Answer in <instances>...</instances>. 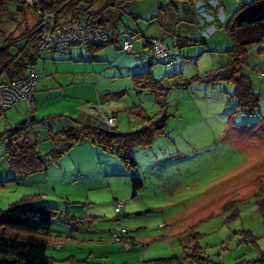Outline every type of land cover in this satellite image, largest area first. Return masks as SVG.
I'll return each instance as SVG.
<instances>
[{"label": "rangeland", "instance_id": "rangeland-1", "mask_svg": "<svg viewBox=\"0 0 264 264\" xmlns=\"http://www.w3.org/2000/svg\"><path fill=\"white\" fill-rule=\"evenodd\" d=\"M216 1L224 19L237 8L236 0ZM100 3L98 0L94 6ZM139 4L148 15L151 0H139ZM7 8V13H14L12 4ZM26 10L25 23L31 27L34 15L28 7ZM6 17L0 16V44L3 37L18 38L22 32L21 17L17 21L9 19L16 18L14 15ZM103 26L109 33L106 22ZM189 26L191 32L178 35V45L167 48L168 57L175 59L176 65L151 64L163 73L153 78L161 80L159 87L135 89L123 69L115 70L114 76H108L113 68L99 73L104 81L97 88L98 94L120 93L104 101L117 108L114 117L118 133L144 125L131 111L133 106L153 121L164 118L162 130L149 144L125 152L132 166L81 142L54 163L26 173L7 167L0 146V209L24 195L51 208L54 214L49 231L59 237H52L45 250L50 264H68V260L153 264L162 259H172L170 264H234L236 258L253 259L264 250V219L258 209V191L264 189V78L258 77L264 72V36L247 52L244 71L258 96L255 111L247 112L237 106L232 82L204 79L228 61L224 53L228 39L222 28L214 22L216 30L205 38L196 23ZM115 37L111 33V42L90 55L100 54V58L117 65H124L128 58L134 60L136 52H120L121 39ZM185 37L202 42L185 44ZM130 39L131 45L137 40ZM81 52L84 54L83 49ZM52 62L82 64L48 59L40 71L37 60L36 71L41 77L35 81V97L42 90L44 78H49L48 94H38L32 115L37 120L74 118L70 107L77 102L85 104L81 98L86 94L91 97L93 92L87 91L86 83L69 84L73 77L72 81L83 78L80 74L65 76L58 66L54 75ZM103 63L91 61L87 65ZM94 111L87 113L92 115ZM20 119L3 121L0 116V133L5 123L9 127ZM33 131L39 133V125ZM49 146L41 141L37 150L44 153ZM133 179L140 183L135 189ZM117 206L119 211L115 213ZM120 229L126 234L117 242L113 232ZM130 239L133 245L126 247Z\"/></svg>", "mask_w": 264, "mask_h": 264}, {"label": "trees", "instance_id": "trees-1", "mask_svg": "<svg viewBox=\"0 0 264 264\" xmlns=\"http://www.w3.org/2000/svg\"><path fill=\"white\" fill-rule=\"evenodd\" d=\"M97 1L98 0H39L40 6L44 12L51 14V16L47 18V22L51 20L53 25H62L72 24L80 19H85L88 26L90 25L94 29H100L104 32L105 42L94 43V41L91 40L84 44H73V42H70V44L49 46L46 50L37 51L40 44L39 30L36 29L38 17L31 12L34 15V24L31 27H27L25 23V12H27V7L18 5L14 0H0V16L6 17L8 15H14L16 18L11 17L9 19L17 21V18L21 17L22 21V32L19 37H3L4 43L2 41L0 44V82L8 83L14 79H25L28 73L25 69L26 65L31 63L33 58H35L34 68L36 71V62L39 55L42 53L49 55L51 52H56L60 58H65L68 57L76 47L83 49L84 53L87 51V57L91 58L92 55H89L91 52L107 46L111 41H109V35L105 31L103 23L107 19L106 15L108 8L105 6V8L102 9L106 12V15L103 16L100 15L102 13H100L99 10L93 11V6ZM196 2H201L202 5L197 6ZM8 4H12L15 7L13 14L7 13ZM236 4L237 8L227 19L223 18L221 22L216 20L213 21V19L211 22L207 23L200 18L202 20V24H200V13L205 11L207 14L211 15L216 8L219 9V5L216 4V6H211L207 3V0H192L191 5H193L192 10L194 11L195 18L194 21H190L188 24L190 25L191 22L194 24L196 23L198 29H202L208 24H213L215 22L217 23L218 29L222 28L223 33L228 39V47L224 50L228 61L226 63H221V66L209 72L204 79L232 82L234 85L233 96L236 99L237 106L241 108L242 111L253 112L257 105L258 96L251 90L249 76L245 73L244 69L248 49L253 45L260 44L264 36V0H250L247 3L242 2V0H236ZM200 9L202 11L199 12ZM13 23L14 21H12L10 25ZM85 33L86 29L83 28L82 34ZM203 37L206 38L207 36ZM152 40H158V42L165 47L166 51L163 58L157 59L153 56ZM121 41L122 40H120V52L130 54V42L128 40ZM183 41L185 44L189 42H202L201 40L186 37L183 38ZM125 42L128 44L127 50L122 49ZM142 42L143 45H147L146 43L149 45L150 50L148 57L151 63L162 62L166 67H174L176 65L175 59L168 57L167 47L168 45L177 46L178 37H174L167 44L165 42L164 44L159 39V36L157 38H150L148 41L147 39L143 40ZM108 76H110V74ZM39 77L40 73L36 71L35 81ZM130 78L135 89L151 90L152 87H159L161 83V80H154L148 71L131 74ZM118 95H120V93L107 92L101 97L98 94L96 96V98L98 97L96 101H94L96 98L92 101H85V104L82 105L83 111H81L85 115H87V110L92 111L89 105H99L101 107L100 111H94L92 115L84 117L77 116L74 118L58 116L38 120L33 117L11 124L2 134L0 133V146L6 155L5 160L7 162V167L14 171H23L26 173L41 170L44 168L45 164L54 163L59 157L66 153L72 145L81 142L95 145L99 147L100 150L114 155L123 165L132 166L133 162L130 158L126 157L125 152L131 148L149 144L151 138L162 130L164 118L153 121V119L145 115L143 110L138 106H133L131 111L135 116H138L141 121H144V125L129 133H118L116 130L117 125L114 112L108 108L110 104L104 102L111 98H116ZM30 99L33 106L32 108L24 101L17 102H24L27 110L32 113V111L35 110L33 86ZM9 108H0V112L5 114V110ZM103 115L111 116L114 119L115 126L113 128H108L106 126L102 119ZM89 119L94 120V122ZM36 125L40 127L39 133L33 131ZM24 128L27 129L26 134H28L29 137L30 134H32L33 138H29L30 140L27 142V135L25 143H22L20 142V137L23 134L22 131ZM2 139L7 140L5 145L2 143ZM41 141H47L50 144L49 149L44 153H40L37 150V143ZM132 184L134 189L140 186V183L135 179L132 180ZM258 192L260 193L258 209L264 219V189H259ZM34 199L35 197L30 198V196L24 195L9 203L5 209H0V264L51 263L45 254V250L52 237H59V235L51 234L49 231V221L54 213L50 211L51 208L38 204L37 199L33 201ZM118 211L119 210L114 212L117 213ZM78 221L85 222L83 219H78ZM115 232L118 233L119 230ZM122 237L120 236L118 240L113 239L118 242ZM57 240L59 241L60 239L57 238ZM132 245L133 240L131 239L125 242L126 247ZM59 246L61 245L59 244ZM67 259L65 258L63 260L66 261ZM171 262L172 259H162L154 261L153 264H170ZM68 264L92 263H86L82 260H70L69 262L68 260ZM234 264H264V250L260 252L258 257L253 259L236 258Z\"/></svg>", "mask_w": 264, "mask_h": 264}, {"label": "crops", "instance_id": "crops-1", "mask_svg": "<svg viewBox=\"0 0 264 264\" xmlns=\"http://www.w3.org/2000/svg\"><path fill=\"white\" fill-rule=\"evenodd\" d=\"M102 2L98 6H94L93 11L99 10L101 16L106 15V12H104L102 9L104 5L107 4L108 12L106 15V25L108 26L110 33H114L116 38H120L122 41L128 40L130 42V48L131 51H135L136 54H134V60L128 58L126 62H124V65H117L114 64V61H107L100 58L99 55L92 56L91 58H88V52L86 51L84 54H82L80 48H76L69 54L68 57L60 58V56L56 52H51L48 54H40L38 61L39 65L38 67L40 71L44 69V60L50 59L52 60H60V61H73V62H82L81 65L76 64H69V62H61L56 63L52 62L53 65V73H55V69L59 68V73L66 75H76L80 74L83 76L80 80L72 81L73 78H71V81L69 84H75V83H86L87 91L93 92L92 96L84 95V97L81 98V101L83 100H90L96 98L98 95V87L102 81H104V78H101V75H99L100 72H102L105 69L113 68L114 70L110 72V76L115 75V70H118V72L123 69L124 73L126 75H131L134 73H141L148 71L150 75H152L153 78H157L159 76H162L161 69L158 66H154L151 68V61L149 60V45H143V40L148 41L150 38H157L159 36V39L164 43H168L171 41L174 37L179 38L178 35L184 34L187 35L186 32H191L189 30V22L194 21V11L193 5H191L192 0H151V11L148 13V15H144L142 11V6L139 4V0H99ZM100 17V16H99ZM111 22L110 24L108 22ZM166 29V32L164 31ZM109 35V41H111ZM135 38L136 41L132 42L131 45V39ZM144 38V39H143ZM146 38V39H145ZM121 41V42H122ZM146 42V41H145ZM137 43V44H136ZM164 43V44H165ZM167 46V45H165ZM133 47V48H132ZM168 48V47H167ZM138 52H141L140 54ZM92 53V52H91ZM123 53V52H122ZM148 53V54H147ZM90 55V54H89ZM126 55H131L126 54ZM149 60V62H148ZM91 61H104L103 64H90L87 65V62ZM246 67V65H245ZM37 68V65H36ZM164 72H166L164 70ZM41 77V76H40ZM42 79V78H40ZM49 78H44L42 81V90L37 93L38 94H48V83L47 81ZM36 83V82H35ZM34 83V85H35ZM34 85H33V100L36 103L37 96L36 91H34ZM39 86V85H38ZM93 88H95V91H93ZM104 88V87H103ZM105 90V89H102ZM107 93V92H106ZM105 93H99L100 97ZM92 98V99H91ZM98 97L94 100L96 101ZM108 103V102H107ZM71 114H74L75 117H81V116H88L90 114L87 113V115L83 114L82 110V103L77 102L76 104L72 105L70 107ZM112 112H116L115 107L111 108L108 107ZM0 116L4 118L3 121H6L7 119L11 118H20L21 119L17 122L33 118L32 113H30L27 110V107L24 102H17L14 106L9 108L5 114H2L0 112ZM5 128H8V125L5 123Z\"/></svg>", "mask_w": 264, "mask_h": 264}, {"label": "built area", "instance_id": "built-area-1", "mask_svg": "<svg viewBox=\"0 0 264 264\" xmlns=\"http://www.w3.org/2000/svg\"><path fill=\"white\" fill-rule=\"evenodd\" d=\"M18 5L26 6L30 11L38 17L36 29L39 30L40 35V44L39 50H46L49 46H57L70 44H84L85 42L94 41V43H104L105 35L100 29H94L86 24L85 19H80L72 24H62V25H53L50 20L47 22V18L51 16L50 13L44 12L41 8L39 0H14ZM206 2V1H205ZM207 3L211 6H216V0H207ZM197 6H201V2H196ZM203 9V8H202ZM202 11L201 9L199 12ZM203 12V13H202ZM199 15V23L202 24V18L205 22L218 21L221 22L223 20V16L221 10L216 8L214 13L209 15L205 11H202ZM205 12V13H204ZM213 12V11H212ZM82 17V16H81ZM56 23V22H55ZM86 29V33L82 34V29ZM215 28L213 24L210 23L206 27L202 28L200 33L202 36H207L211 32H213ZM92 43V42H91ZM152 52L155 58H163L165 56V47L158 42V40H152ZM72 45V44H71ZM128 44L125 42L122 46V49L127 50ZM34 60L31 63H28L25 69L28 71L27 77L25 79H14L9 81L8 83L0 82V108H9L14 106L17 101H24L27 105L32 108L31 103V91L33 83L36 79V71L34 68ZM259 78H264V72L258 73ZM89 108L95 111H100L101 107L99 105L93 106L89 105ZM103 114V113H102ZM102 119L104 120L106 126L108 128H113L115 126L114 119L111 116L103 115ZM23 134L20 137V142H24L26 140V132L27 129L24 128L22 131ZM29 139H27V142ZM7 140L2 139L3 145H5ZM26 142V143H27ZM119 205V204H118ZM118 210V206L114 208V211ZM126 234V230L120 229L118 233L113 232V238L118 240V238ZM128 241V240H126ZM56 246H59V244Z\"/></svg>", "mask_w": 264, "mask_h": 264}]
</instances>
